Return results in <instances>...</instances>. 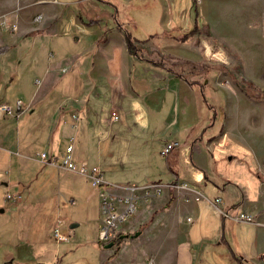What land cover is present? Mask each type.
I'll return each mask as SVG.
<instances>
[{
    "label": "crops",
    "instance_id": "obj_1",
    "mask_svg": "<svg viewBox=\"0 0 264 264\" xmlns=\"http://www.w3.org/2000/svg\"><path fill=\"white\" fill-rule=\"evenodd\" d=\"M84 1L92 0H0V18L6 16L16 24L15 29H0V87L7 79L4 86L12 89L27 81L34 85L27 98H17L23 102L17 116L0 115V156L5 159L0 189L14 190L13 195L0 196V264H59L63 245L58 249L62 243L51 237L58 217L66 221L64 230L71 236L77 238V226L82 224L95 225L98 234L103 220L99 189L84 176L39 159V153L46 151L59 163L71 138L75 162L87 160L97 166L112 194L128 195L131 187L142 192L150 183L161 186L160 194L140 202L132 219L120 224L119 245L90 240L95 264H204L206 256L226 264H264V149L259 150L255 142L264 134H242L237 124H231L228 106L221 132H210L211 111L205 116L198 113L200 103L190 81L135 59L129 52L125 29L141 30L140 44L148 34L142 20L137 26L130 16L129 8L134 7L112 18L115 7L102 0L98 2L105 10L102 17L89 22L86 16L80 20L72 6ZM156 2L160 6L157 34L143 46L153 41L161 57L201 60L203 53L195 41L177 43L165 37L176 28L175 12L169 0ZM191 26L187 22L184 30ZM243 73L248 74L246 69ZM247 100L252 107L264 105V100ZM112 111L119 114L118 121H111ZM259 119L255 126L264 128V115ZM132 132L137 133L132 135L136 140L141 139L140 145L146 143L139 145L141 154L148 150L142 135L161 141L159 154L167 143L177 145L167 155H159L157 164L139 172L134 167L143 166L146 158H132L133 147L122 150L127 161L107 163L105 157L113 159L118 148L116 141ZM233 143L251 153L254 166H248L250 155L245 160V154L239 157L230 150ZM34 150L39 152L33 155ZM101 163L109 170L122 168L130 173L123 181L111 182ZM231 167L240 168L248 178L229 173ZM83 182L91 192L78 217L72 210L76 222H69L59 215L60 203L82 199ZM18 194L21 200L27 194L29 203L57 205L54 213H47V223L39 231L34 229L36 235L32 230L27 234L11 220ZM216 197L222 199L228 216L242 211L253 221L221 215L212 205ZM82 243L76 239L71 246L78 249Z\"/></svg>",
    "mask_w": 264,
    "mask_h": 264
},
{
    "label": "rangeland",
    "instance_id": "obj_2",
    "mask_svg": "<svg viewBox=\"0 0 264 264\" xmlns=\"http://www.w3.org/2000/svg\"><path fill=\"white\" fill-rule=\"evenodd\" d=\"M169 3L178 21L186 19L184 21L185 24L187 22H192L193 24L196 18L197 25H199L198 30L190 39L192 42L195 41L197 48H200L201 53H203L202 59L190 61L182 58L172 59L169 56L161 57L162 55L153 41H151L152 45L143 46V43L150 39L144 40L142 44L134 42L137 54L135 59L141 58L142 60L155 62L163 66L164 69L171 70L172 73L182 77L184 80L190 81V84H193L197 91V98L200 103V108L197 110L198 113L201 116H205L211 111L209 123L211 122L212 124L208 130L213 134L221 132L223 128L225 106H228L231 124H237L242 134L247 137H251L252 134L254 135L257 132L264 134V128L261 124L258 127L257 125L255 126L259 122L261 115H264V105L258 108L252 107V104L247 100H264V0H169ZM72 6L77 9V5L73 4ZM199 8H201V13ZM159 9L158 2L157 5L150 6L151 18L143 22V28L147 25L150 33L157 30L156 20L159 15ZM135 34L139 37L141 33L137 31ZM165 37L169 41H174L168 35H165ZM189 41L177 43H188ZM48 52L47 50L44 53L47 54ZM244 69H246L247 75L243 73ZM6 83H8V79L3 83V87H0V102L2 103L9 102L15 105L17 98H27L34 89V85H30V81H27L22 87H15L24 88L25 91L23 92L19 89L15 90V88L4 86ZM261 95L263 96L261 97ZM158 118L162 120V115H159ZM11 126L14 131L16 128L15 122H12ZM11 126L9 127L11 128ZM128 126L133 127V124L129 123ZM133 133L129 136L126 135L125 139L122 136L116 141L118 148L115 149L113 159L105 157L107 163L113 160L117 163L118 160L127 161L126 155H123L124 146L127 149L133 147L132 158H146V163L144 162L143 166L139 164L134 167L133 171L139 172V170H144L149 165L158 163L159 155H161L159 154L161 141H153L150 134L148 136L142 135L143 140L145 137L148 140V150L141 154L139 153V141L141 139L136 140L132 136ZM255 142L259 150L264 149V136L256 137ZM144 144L146 143H142L140 146L142 147ZM231 145L230 150L240 154L239 157L245 154V160H249L248 155L252 158L251 153L245 148L234 143ZM102 148L104 149L103 144ZM37 150H40V148ZM36 152L39 151L34 150L33 155ZM1 153L2 151H0V155ZM4 160V157L0 156V170L3 171L5 169ZM254 162L252 158L251 163L248 162V166H254ZM143 167L145 168L143 169ZM101 169L106 180L111 182L123 181L126 175L130 173L122 168L109 170L104 163H101ZM239 169L231 167L228 172H236L241 180L247 179L246 172ZM3 173L0 171V177ZM83 183L82 199L78 197L77 203L73 204L70 202L71 199L67 198L65 202L63 199L60 203L59 215L66 216L69 222L70 220L76 222L75 219H72V210L75 209L76 213H78L75 217H78L80 211L86 205V197L91 192V187L86 185L85 182ZM6 192H10L9 194L13 195L14 190L11 187H4L0 189V196L6 194ZM20 197V194L15 197L17 204L11 214V220L27 234L32 230L31 232L36 235L40 225L47 223V220H44L48 219L47 213H52L55 210V204L29 203L27 194L22 200ZM89 207L91 205L88 203ZM131 219L132 216L129 220ZM75 235L77 238L72 234L69 242L58 246V249H60L63 245L59 254L61 260L59 264H95L94 250L89 242L90 240L98 242L96 226L85 224L77 226ZM76 239L83 242L78 249L76 246H71L75 244ZM111 242L119 245L121 241L119 237H116ZM206 258L204 264H226L223 259L213 260L212 257L207 256Z\"/></svg>",
    "mask_w": 264,
    "mask_h": 264
},
{
    "label": "built area",
    "instance_id": "obj_3",
    "mask_svg": "<svg viewBox=\"0 0 264 264\" xmlns=\"http://www.w3.org/2000/svg\"><path fill=\"white\" fill-rule=\"evenodd\" d=\"M38 16L36 17V19ZM9 26L11 29L16 28L15 22L5 17L0 18V29ZM23 102L21 99L16 101V105L12 106L7 103H0V115L7 117H15L23 110ZM73 118L77 116L73 114ZM111 121H118L120 116L116 111L110 113ZM176 142L167 143L161 150L160 154L167 155L175 146ZM73 143L72 138L66 145L65 154L61 161L58 163L53 155H49L46 151L39 153L40 161L56 165L59 168H63L69 171L76 172L84 176L88 182L99 189L100 198V211L103 216L102 223L99 227L97 239L101 244H106L113 241L118 237L120 224L133 216L138 208L140 202H148L150 199L161 193V186L156 183H150L145 186L142 192H138L136 187H131L128 195H115L106 189V184L103 181L102 174L97 166H91L87 160H82L76 163L72 157ZM10 195L7 194V198ZM223 201L220 197H216L212 201V205L216 210L224 216H228V213L224 210ZM235 221L241 222H252L253 218L251 215L245 212H237L233 216H228ZM66 221L58 217L52 227L51 237L58 243H67L70 241L71 234L64 230Z\"/></svg>",
    "mask_w": 264,
    "mask_h": 264
},
{
    "label": "trees",
    "instance_id": "obj_4",
    "mask_svg": "<svg viewBox=\"0 0 264 264\" xmlns=\"http://www.w3.org/2000/svg\"><path fill=\"white\" fill-rule=\"evenodd\" d=\"M99 1L102 0H92V1H84V2H80L79 4H77V16L80 18V20H82L83 16H86L89 19V22H97L100 20L99 15L101 13H103L105 10L103 8H101L98 4ZM105 3L107 4H112L115 7V12H113L112 14H110V16L112 18H117V14L119 12L122 11V14L124 13V11L127 9L128 10V6H132L134 7V10L130 9V16H132L134 18L135 23L139 24V18L142 20L141 22H144L145 20L147 21L149 18H151V10L150 6L152 7V5H157L156 0H133L132 2H127L124 0H117L116 2H112L111 0H105ZM132 10V11H131ZM159 13V10H158ZM98 15V17H97ZM196 17V15H195ZM186 19L182 20V21H178L175 18V25L176 28H173L169 31L166 32V34L171 37V39H173L176 42H187L189 41V39L197 32L198 30V25L196 22V18L194 20V23L192 24L191 28L187 31L184 30L185 28V21ZM143 26V23H142ZM145 29L147 30V25L145 26ZM139 31L140 36L137 37L136 36V32ZM141 30H135V31H128L127 29H125V38H126V42H127V46H128V50L129 52L133 55V56H137L136 54V48L134 46V42H139L141 41V37L143 32ZM147 37H143L142 41L144 40H148L149 38H152L155 36V34L157 33H150L149 30H147ZM145 62L151 64L153 67L155 68H163V66L152 62V61H148V60H144ZM164 69V68H163ZM169 72H171V70H167ZM263 95H261L262 97Z\"/></svg>",
    "mask_w": 264,
    "mask_h": 264
},
{
    "label": "water",
    "instance_id": "obj_5",
    "mask_svg": "<svg viewBox=\"0 0 264 264\" xmlns=\"http://www.w3.org/2000/svg\"><path fill=\"white\" fill-rule=\"evenodd\" d=\"M0 211H3L2 209H0ZM72 226H75V225H72Z\"/></svg>",
    "mask_w": 264,
    "mask_h": 264
}]
</instances>
